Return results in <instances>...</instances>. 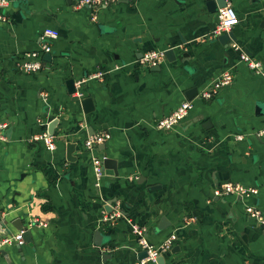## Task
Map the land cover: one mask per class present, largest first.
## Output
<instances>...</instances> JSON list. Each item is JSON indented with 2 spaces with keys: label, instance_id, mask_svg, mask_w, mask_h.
<instances>
[{
  "label": "crops",
  "instance_id": "crops-1",
  "mask_svg": "<svg viewBox=\"0 0 264 264\" xmlns=\"http://www.w3.org/2000/svg\"><path fill=\"white\" fill-rule=\"evenodd\" d=\"M8 1L0 9V119L9 123L0 141V233L17 232L20 220L30 239L4 246L0 264H134L141 249L127 219L145 226L155 246L176 234L164 264H264V229L245 212L249 204L264 212V135H256L264 129V78L239 60L241 49L264 67V0H225L238 17L227 43L212 36L217 13L205 0L117 2L95 21L75 0ZM45 28L58 31L50 60L44 53L39 71L20 72ZM169 48L175 59L165 57L158 70L140 64L143 53ZM228 68L230 85L210 101L197 98ZM97 70L107 72L89 79ZM192 88L187 117L157 129ZM88 96L93 109L84 113L79 99ZM54 119L56 148L48 151L30 138ZM98 131L111 137L92 152L113 160L99 188L83 148ZM227 182L256 192L214 195ZM117 201L127 219L105 229L100 213Z\"/></svg>",
  "mask_w": 264,
  "mask_h": 264
},
{
  "label": "built area",
  "instance_id": "built-area-1",
  "mask_svg": "<svg viewBox=\"0 0 264 264\" xmlns=\"http://www.w3.org/2000/svg\"><path fill=\"white\" fill-rule=\"evenodd\" d=\"M123 0H75V5L79 7H87L90 10V19L95 21L97 18V12L111 4L120 2ZM8 0H0V9L4 8L8 5ZM217 25L212 31V36L217 37L222 33H225L230 30V28L238 23V17L234 10L231 8L229 4H226L224 7H220L217 10ZM0 19L5 20L4 16H0ZM58 37V31L54 28H45L40 35V48L36 51H31L26 54V59L21 63H18L17 68L20 72L25 74L35 73L42 68L43 60L42 55L44 53L50 52L51 45L50 40ZM234 49H239V47L235 44L232 45ZM165 60V54L163 50H149L141 56L139 59L140 64L144 66H154L160 64ZM239 60L247 65V67L253 72L262 75L264 78V67L261 65L260 61L255 60L248 54L244 53L241 49L239 52ZM107 71L106 70H97L93 74H91L88 78H101ZM233 70L228 68L223 70L222 73L216 77L214 80L210 81L207 85H205L202 89L198 91L196 94L197 98L210 101L217 97L219 92L230 85L233 81ZM82 81H77L76 87L81 85ZM78 96H81L78 94ZM193 106V100H183L181 101L172 111L168 114L159 118L155 127L159 130H169L177 125L179 122L184 120L189 110ZM7 120L0 119V141L6 139L5 130L8 127ZM256 135H264V129L256 132ZM111 137V134L108 131H98L94 134L87 136V138L83 141V148L85 151L91 153L90 162L92 165L94 177H95V186L97 188L100 187V181L104 176V165L103 161L106 158L105 155H94L92 152L97 146L102 145ZM236 139H241V135H236ZM30 141H41L46 150L54 151L56 148L55 137L52 134H49L46 130L33 135L30 138ZM256 189L246 187L240 183L227 182L216 186L214 189V195L226 196V195H237L240 197L249 196L252 193H255ZM110 210L107 211L102 209L100 213V217L98 219V224L105 229L113 227L120 219H124L125 213L122 210L120 203L117 201L115 203H109ZM245 212L247 216L252 219L257 225L261 226L264 229V212L256 207L255 205H245ZM127 219V218H126ZM194 217H186L184 219V223L187 224L192 222ZM130 225V230L134 238L136 239L141 250H145L146 257L143 259H138L134 264H145L156 262L158 256H160L164 251L171 248L173 242L176 240V234L171 233L167 238H165L162 243L158 246L151 244L147 239V229L145 226L134 223L127 219ZM42 225L43 223H38L36 221H32L30 226L33 225ZM2 227L3 224L1 225ZM45 226V225H44ZM3 230V229H2ZM1 230V231H2ZM23 229H19L15 233L4 232L0 233V254L1 250L6 245H22L23 240ZM250 264V263H245Z\"/></svg>",
  "mask_w": 264,
  "mask_h": 264
},
{
  "label": "water",
  "instance_id": "water-1",
  "mask_svg": "<svg viewBox=\"0 0 264 264\" xmlns=\"http://www.w3.org/2000/svg\"><path fill=\"white\" fill-rule=\"evenodd\" d=\"M131 1L132 0H123V1H120V2L121 3H128V2H131ZM226 4L227 3H226L225 0H205V7H206L207 11L210 12V13L217 12L218 8L224 7V6H226ZM230 38L233 39V35L231 33H227V32L222 33L221 35L218 36V40L221 43H227ZM45 54H46L45 55V59H47V61L50 60L51 53L50 52H47ZM164 54H165V57L167 58V60H169V61H173L175 59L174 51L171 48L165 49ZM153 68H155L156 70H158L160 68V65L159 64L154 65ZM66 87H67L68 94L71 95L74 92H76V88H75V85H74V81L72 79H68L66 81ZM196 92L197 91H196L195 88L189 89L185 93V96H186V98L188 100H190V99H192L195 96ZM79 103H80L81 108H82V110H83L84 113H88V112L92 111V109H93V103H92V98L91 97H89V96L88 97H82V98L79 99ZM257 108L259 109L260 107L257 106ZM55 121H56V119H54L52 122H50L48 124L47 132L49 134H53V128H54ZM102 145H104V143ZM73 150H74V143L68 142L66 144V158H67V160H72L71 154H72ZM111 163L113 164V160L112 159H109V158H105L104 161H103L104 167L107 166V165H109V164H111ZM107 208H109V207H107ZM108 210H110V208ZM13 225L18 230L19 229H23L24 230V232H23V240L24 241H25V238L26 237H28V239H30V229L28 228L27 225L26 226L23 225L20 220L17 223L14 222ZM94 235L97 236L98 240L100 239V241L96 242L97 245H101V243H102L101 242L102 235L100 234V232L99 231H95ZM18 251L21 252L20 247H18ZM0 255L4 256L6 259L8 258V257H6V252L3 251V250H1V254ZM145 257H146L145 250H141L140 253L138 254V259H143ZM156 263L157 264H164L162 255H160V256L157 257ZM145 264H150V263H145Z\"/></svg>",
  "mask_w": 264,
  "mask_h": 264
}]
</instances>
